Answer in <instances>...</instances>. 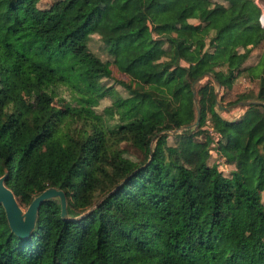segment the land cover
<instances>
[{
	"label": "trees",
	"instance_id": "16d2710c",
	"mask_svg": "<svg viewBox=\"0 0 264 264\" xmlns=\"http://www.w3.org/2000/svg\"><path fill=\"white\" fill-rule=\"evenodd\" d=\"M27 1L0 0V71L17 55L91 105H54L58 85L47 76L33 96L37 109L23 113L6 104L13 94L1 78L5 184L24 206L43 189L37 179L63 189L69 217L111 192L77 219H63L59 202L47 199L25 238L10 231L0 205V264H264V49L252 64V46L244 47L264 39V0H67L39 13ZM92 34L128 75L120 81L128 96H116L103 109L117 112V121L77 127L69 117L92 115L100 98L114 94L101 81L111 75L110 62L101 60L89 75L72 49ZM205 71L221 86L220 104L259 102L241 104L240 115L223 118L207 78L195 84L197 128L172 135V142L162 133L151 147L154 135L178 127L176 115L194 107L191 83ZM241 74L258 78L256 92L237 81ZM123 141L140 149L143 162L150 153L149 160L138 165L123 157ZM210 143L234 164L235 189L212 183L203 202L195 178L207 168ZM74 177L81 181L77 190L70 188ZM240 191L256 213L253 225L237 214Z\"/></svg>",
	"mask_w": 264,
	"mask_h": 264
},
{
	"label": "rangeland",
	"instance_id": "374dc122",
	"mask_svg": "<svg viewBox=\"0 0 264 264\" xmlns=\"http://www.w3.org/2000/svg\"><path fill=\"white\" fill-rule=\"evenodd\" d=\"M67 0H28L26 3V7L28 9L33 10L36 13L42 12V11H52L61 8ZM258 4H262L263 0H255ZM264 13V9H263ZM189 21H195L194 19H189ZM244 42V41H243ZM252 46V53L255 55L251 57L250 62L252 64L255 63L257 60V55L264 49V39L257 40L255 37L253 41L251 42H244V47ZM73 51L81 57L83 61L86 62V64L89 67L88 74L93 75V69L95 67H99L102 65V61H109L110 62V68H111V75L109 77H103L101 79L102 83L105 85H110L113 89L112 95H106L102 98H100L95 106H93V114H83L80 113V115H73V117H69L70 122L72 121V125H76L77 127H80L81 125L88 126L92 123L98 124L104 123L105 121L108 123H113L117 121V112L113 111V116H110L103 112L104 107H107L109 105H112L114 99H116V96L125 98L128 96V91L125 89V87L121 84V80L128 81V75L118 71L115 65L112 63V56L108 53V51L105 48V45L101 42V40L98 38L96 34H92L90 37L89 42L85 43L82 39L76 41V43L73 45ZM243 49V48H242ZM96 56V57H95ZM100 59H98V58ZM97 58V59H96ZM15 61V62H14ZM219 76H223L222 70L220 68L217 69L216 72ZM49 76L52 81H54L58 86L56 88V95L53 98V103L56 106L62 107L64 102L70 103L71 106H75L76 108L81 107L83 105H91L90 102H86L81 98V93L74 90L71 87H67L66 85L62 84V80L60 78H57L53 76L51 73H47L45 71H42L41 69L33 66L29 62H27L24 59H21L16 55L15 59H12L11 62H9L8 65H6L3 69L0 71V79L2 78L4 85V88L6 87L9 93L13 94V98L6 101V104H10V108H15L17 110H21L23 113L27 112L28 110H31L35 108L36 101L33 99V96H38L40 94V83L47 82L45 78ZM211 78L209 76H204L199 82L202 83L205 81V79ZM215 84V91L217 90V100L219 101V97L221 94V86H217V83L214 79H212ZM237 81H241L245 88H248L254 92L258 90V78L254 79H248L247 76L244 74H241L237 77ZM197 82V83H199ZM92 101V100H91ZM94 103V102H93ZM92 103V105H93ZM220 103V102H219ZM34 104V105H33ZM223 105V104H221ZM6 105H4L5 107ZM228 106V105H223ZM219 114L226 119L234 118L240 115L243 110L240 108L239 105H235L232 108L229 109H217ZM192 115L194 116V119H192ZM96 116H100L101 118H96ZM179 120L182 122L178 127L175 128H166L164 130H161L158 134L154 135L151 138L150 146L153 147L155 143V139L162 133H166L169 135V142H172V135L183 132H173L174 129L181 128L182 125L191 123L195 120L196 117V111L195 107L189 109L188 114L186 116L176 115ZM23 118V116H22ZM98 119V120H97ZM192 119V120H191ZM103 121V122H102ZM105 122V123H106ZM61 126V125H60ZM98 126V125H97ZM205 129H210L209 123L206 121V124L203 126ZM194 127L191 130L196 129ZM191 131L190 129H188ZM60 133H64L65 131L63 129H60ZM214 138L217 140V135L213 134ZM200 138L203 137V133L199 135ZM205 139V137L203 138ZM215 143V142H214ZM119 147L122 149V156L125 158H129L135 162H137L138 165H142L144 162H147L150 158V153H148L147 159L143 162V154L140 151L139 148L136 146L128 143V142H120ZM209 155L207 157V168L195 178L196 183V198L199 201L206 202L210 193V187L211 184L214 183L217 189L225 192L233 191L235 188L232 186L229 173L231 169H233L234 164L229 163L224 156H222L216 149V146L212 143L209 144ZM142 162V163H141ZM4 168L2 166V170L0 171V176L4 173ZM38 183L43 187H47L46 183L41 180L37 179ZM70 188L72 190H77L80 187V177H74L70 181ZM240 205L237 208V214L239 216H245L246 220L250 225H253L256 223V213L255 211L244 201L243 196L244 192L240 191ZM263 201H264V192H263ZM44 203V202H43ZM42 203V204H43ZM41 204V205H42ZM37 212V218L36 222L39 220V210ZM2 206V205H1ZM23 209H25L26 206L21 205ZM3 207V206H2ZM4 211V208H3ZM86 215V214H85ZM5 216V212H4ZM6 218V216H5ZM7 222V219H6ZM8 225V223H7ZM9 227V226H8ZM14 234V233H13ZM15 235V234H14ZM17 236V235H16ZM20 237V236H18ZM25 238V237H21Z\"/></svg>",
	"mask_w": 264,
	"mask_h": 264
},
{
	"label": "water",
	"instance_id": "95a60500",
	"mask_svg": "<svg viewBox=\"0 0 264 264\" xmlns=\"http://www.w3.org/2000/svg\"><path fill=\"white\" fill-rule=\"evenodd\" d=\"M259 22L262 26H264V13L261 14L259 18ZM204 76L211 77L212 79L216 81L217 86L218 87L220 86L215 75L208 71L203 72L196 79H194V81L191 83V89H192L194 107L196 111L195 120L191 123L182 125L181 128H179L178 130L174 129L173 132L176 133V132L185 131L188 129L191 130L198 125L199 118H200V112H199V107H198L196 95H195V84L199 82ZM217 90L215 91V108L217 109H229V108L234 107L235 105L251 103V102H254V103L259 102L255 100L254 101H249V100L248 101H238L228 106H223L217 100ZM260 103H264V102H260ZM6 178H7V172L4 170V173L0 176V205H2L4 208L5 216H6L10 231L20 237H27L32 233L36 225V218H37V212H38L39 206L43 202H45L47 199H55L59 202L60 216L63 219H77L79 217L84 216L88 212H90L98 204V202L101 199L106 197L111 192L109 191L105 193L97 201H95L91 206L79 212L78 215L74 217H69L67 215L66 194L63 189L57 188L55 186H47L43 188L40 192L35 194L30 200V202L27 204L25 209H23L17 197L13 193V191L5 184Z\"/></svg>",
	"mask_w": 264,
	"mask_h": 264
},
{
	"label": "crops",
	"instance_id": "0c3cea01",
	"mask_svg": "<svg viewBox=\"0 0 264 264\" xmlns=\"http://www.w3.org/2000/svg\"><path fill=\"white\" fill-rule=\"evenodd\" d=\"M246 104V103H245ZM241 105V104H240Z\"/></svg>",
	"mask_w": 264,
	"mask_h": 264
}]
</instances>
